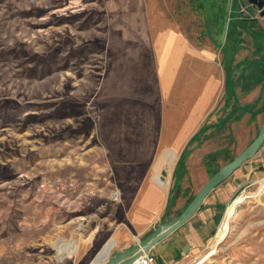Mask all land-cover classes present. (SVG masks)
I'll return each instance as SVG.
<instances>
[{
  "label": "rangeland",
  "instance_id": "rangeland-1",
  "mask_svg": "<svg viewBox=\"0 0 264 264\" xmlns=\"http://www.w3.org/2000/svg\"><path fill=\"white\" fill-rule=\"evenodd\" d=\"M223 2L0 0V264H88L95 255L102 264L129 244L130 202L177 159L159 169L166 150L145 183V167L118 164L129 159L125 136L145 141L147 129H164L156 34L178 29L203 47L206 31L222 30L211 15L225 13ZM205 125L184 153L218 146L219 168L237 153L232 127ZM193 167L179 207L211 175ZM247 179L225 208L226 238L179 264L208 252L202 264H264V167Z\"/></svg>",
  "mask_w": 264,
  "mask_h": 264
},
{
  "label": "crops",
  "instance_id": "crops-1",
  "mask_svg": "<svg viewBox=\"0 0 264 264\" xmlns=\"http://www.w3.org/2000/svg\"><path fill=\"white\" fill-rule=\"evenodd\" d=\"M224 5V14L211 15L212 22L220 19L222 30L219 34L215 29L206 31L209 40L203 47L191 42L178 29H161L156 34L157 88L163 102L164 129H147L145 141L125 136L124 148L129 159L118 164L145 167L144 179L142 177L145 183L150 167L158 165L166 150L173 154H168L159 169L171 167L176 155L177 159L165 181H160L157 172L155 182H148L134 195L129 205V221L135 234L129 244L119 249L130 247L158 223L178 215L211 176L204 159L220 149L212 144H202L203 151L188 154L183 165L176 168L189 140L208 119L222 118L224 121L232 116L227 123L232 127L231 134L236 141L233 146L237 149L236 155L260 129L264 119V16L245 0H226ZM214 39H218L219 46ZM253 157L210 191L185 223L151 248L149 252L155 257V264H179L184 258L197 256L216 239L221 232L227 204L248 182L247 177L253 170L264 167V144ZM193 166H201L208 177L193 194L189 193L184 207H179L184 197L177 198L166 216L174 182L178 184L176 194L182 186L190 187V176L196 171Z\"/></svg>",
  "mask_w": 264,
  "mask_h": 264
},
{
  "label": "water",
  "instance_id": "water-1",
  "mask_svg": "<svg viewBox=\"0 0 264 264\" xmlns=\"http://www.w3.org/2000/svg\"><path fill=\"white\" fill-rule=\"evenodd\" d=\"M247 3L258 11L260 16H264V0H247ZM263 144L264 119L256 137L230 161L219 167L178 215L158 223L148 235L138 239L130 247L108 253L102 264H133L144 252H149L158 241L185 223L199 209L210 191L227 179L244 162L251 159ZM166 176L167 172L163 169L159 175L160 181H165Z\"/></svg>",
  "mask_w": 264,
  "mask_h": 264
},
{
  "label": "trees",
  "instance_id": "trees-1",
  "mask_svg": "<svg viewBox=\"0 0 264 264\" xmlns=\"http://www.w3.org/2000/svg\"><path fill=\"white\" fill-rule=\"evenodd\" d=\"M231 118H232V116H228V117H226V120H230ZM206 129H207V126L205 124L202 125V127L196 132V134L189 140V143L194 141ZM220 154H224V156H225L226 152L225 151L224 152L223 151H215V152L210 153L207 156H205L204 164L206 166L207 171L210 172L211 175L218 169V167L216 166L215 161H216L218 155H220ZM184 159H185V153L183 152L182 155L180 156L179 160H178L176 168L183 165ZM227 159L230 161L232 159V157L228 156ZM176 183L177 182H174V186H173V188L171 190V196H170V198L168 200V204H167V207H166L165 214H167L168 211L170 210V208L175 204L176 192H177V188H178V184H176ZM192 198L193 197L189 198V201L187 202V204L191 201Z\"/></svg>",
  "mask_w": 264,
  "mask_h": 264
},
{
  "label": "built area",
  "instance_id": "built-area-1",
  "mask_svg": "<svg viewBox=\"0 0 264 264\" xmlns=\"http://www.w3.org/2000/svg\"><path fill=\"white\" fill-rule=\"evenodd\" d=\"M110 198L117 202L120 200V194L118 192H112ZM133 264H155V257L150 252H144Z\"/></svg>",
  "mask_w": 264,
  "mask_h": 264
},
{
  "label": "bare ground",
  "instance_id": "bare-ground-1",
  "mask_svg": "<svg viewBox=\"0 0 264 264\" xmlns=\"http://www.w3.org/2000/svg\"><path fill=\"white\" fill-rule=\"evenodd\" d=\"M225 227H223V229L221 230L219 236H218V240L215 241L214 244H216L219 241H222L226 238L227 234L229 233V227L225 224ZM214 247V246H213ZM211 252H208L206 255H204L203 257H201L197 262H195L194 264H202L205 262L206 258H208L207 256L210 254ZM89 264H100V260L98 259V257L93 258Z\"/></svg>",
  "mask_w": 264,
  "mask_h": 264
},
{
  "label": "flooded vegetation",
  "instance_id": "flooded-vegetation-1",
  "mask_svg": "<svg viewBox=\"0 0 264 264\" xmlns=\"http://www.w3.org/2000/svg\"><path fill=\"white\" fill-rule=\"evenodd\" d=\"M246 1V3H247V0H245Z\"/></svg>",
  "mask_w": 264,
  "mask_h": 264
}]
</instances>
